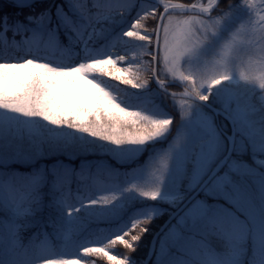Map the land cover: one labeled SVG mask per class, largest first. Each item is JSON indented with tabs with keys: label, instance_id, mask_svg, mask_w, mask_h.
Listing matches in <instances>:
<instances>
[{
	"label": "rangeland",
	"instance_id": "rangeland-1",
	"mask_svg": "<svg viewBox=\"0 0 264 264\" xmlns=\"http://www.w3.org/2000/svg\"><path fill=\"white\" fill-rule=\"evenodd\" d=\"M210 1L202 0L201 4L206 5ZM69 22L65 20V23ZM92 65L98 64L94 62ZM34 69V66L19 62L0 67V87H15ZM47 69L50 72L48 75L54 79L46 89L49 101L57 95L62 97L67 94L104 99V91L97 80L88 75L90 67L63 72ZM13 70L18 72L15 80L7 75ZM116 72L132 77L145 90L138 109L131 115L132 133L122 135L125 137L122 142L114 137L107 146L96 150L97 156L79 160L77 164L68 159H57L52 163L44 160L46 155L40 146V142L45 140L44 133L35 120L30 95L17 101H0V166L19 164L35 167V172L25 176L37 181L34 185L29 183L30 187L22 191L15 183L17 174L5 177L0 173V240L10 231L15 233L20 244L30 237L24 218L37 215L35 208L43 201L39 188L49 181L50 171L60 169L63 176L76 174L78 179H85L84 190L73 191L75 200L89 207L85 209L86 217L109 221L123 216L130 207V197L137 194L167 204L170 208L165 211L168 215L172 214L208 177L198 181L194 179L196 155L202 149L210 148L211 154L217 157L216 163L226 155L229 143L220 128L229 135L231 130L225 120L218 121L212 112L195 102L165 96L155 87L152 74L150 78L145 68ZM158 74L163 80L174 82L218 104L233 117L236 146L228 171L233 173L239 200L230 204L219 198L211 183L161 235L153 259L157 264H190L193 259L201 264H224L204 246L206 230L215 227L217 230L224 229L226 234L230 224L233 233L230 235L226 264H235L246 251L244 242H249L251 246L250 242L257 236L264 235V119L255 116L254 99L228 83L245 81L258 91L264 87V0H240L210 17L185 16L178 12L169 14L163 25ZM36 88V84L32 85L35 95ZM149 88L153 89L151 93ZM237 109L241 110L238 117L235 114ZM176 118L178 126L174 128ZM73 133L53 132L47 140H52L55 146L63 143L61 146L65 144L69 147L76 140L84 141V134ZM87 151L92 152V149ZM144 154L146 160L141 163ZM71 155L67 157L75 160ZM79 163L84 164L86 174L81 175L74 168ZM135 163L137 166L129 169V173L117 170L120 165ZM19 176L25 178L21 174ZM10 180L13 181L11 184ZM131 186H136L138 190L131 189ZM198 202L213 211H225L210 224L193 223L186 213ZM51 203L54 209L59 208L57 218L63 222L59 229L47 228L49 224L39 225L34 264H96L87 262L81 253L86 248L102 246L98 236L80 243L78 249L81 251L73 252L69 260L60 257L59 249L64 248L72 238L74 225L80 219L72 212H64L74 209L75 205L63 198ZM38 210H41L39 206ZM111 211L118 214L105 217V213ZM160 213L159 209H148L143 216ZM182 217L185 218L183 225L180 224ZM174 228L179 238L168 241L166 248L162 249V242ZM139 240L138 235L127 240L128 249ZM2 255L3 248L0 246ZM110 261L112 264H144L145 259L139 262L126 252L110 256Z\"/></svg>",
	"mask_w": 264,
	"mask_h": 264
},
{
	"label": "trees",
	"instance_id": "trees-1",
	"mask_svg": "<svg viewBox=\"0 0 264 264\" xmlns=\"http://www.w3.org/2000/svg\"><path fill=\"white\" fill-rule=\"evenodd\" d=\"M176 1L191 4L197 0ZM239 1L221 0L215 14ZM161 11L160 6L143 0H38L27 6L0 0V67L17 62L35 67L15 87H0V101L11 102L20 97L31 96L35 120L44 133L45 140L40 142V146L46 155L45 161L52 163L57 159H68L77 164L79 160L97 156L96 150L107 146L114 137L122 142L125 139L123 136L132 133L131 115L138 109L145 90L132 77L119 75L116 71L145 68L151 78L154 39ZM66 19L70 22L65 23ZM94 62L98 65H92ZM83 66L90 67L88 75L97 80L104 91L105 97L102 101L76 94L62 97L57 95L50 101L47 99V85L54 80L48 75L50 72L47 68L63 72ZM35 84L36 95L31 90ZM228 85L244 91L254 99L255 116L264 119V87L258 91L245 81L231 82ZM152 91V88L148 89V92ZM173 114L176 115L175 112ZM262 125L264 127V120ZM177 126L176 118L174 128ZM53 132H74L75 135L82 133L85 139L83 142L76 140L71 147L65 144L61 146L63 143L55 146L52 140H47ZM90 148L94 153H87ZM67 155L74 156L75 160L69 159ZM144 160L145 154L141 163ZM135 166L137 163L119 166L117 170L126 173ZM34 168L19 164L0 166V173L5 177L17 174L16 181L17 178L22 179L20 174L25 176L35 172ZM74 168L81 175L87 172L82 163ZM63 175L60 169L50 171L49 181L39 188L43 196L41 205H38L41 210L37 206L36 216L23 217L30 237L24 239L21 246L28 249L32 259H35V243L38 240L36 232L39 225L49 224L46 227L52 229H58L62 225V219L57 218L60 210L54 209L51 201L63 198L75 205L74 209L64 212H72L80 221L74 225L72 239L64 248L59 249L61 258L69 260L73 252L81 251L78 249L80 243L89 237L98 236L103 245L99 248H86L81 253L87 262L112 264L110 256L126 252L139 262L144 260L154 234L169 216L165 210L170 207L165 203L152 201L147 195L142 197L137 194L130 197V207L118 219L103 221L95 217L88 218L85 209L89 207L76 201L73 195V191L84 190L86 180L78 179L76 174ZM26 178L25 176L24 179ZM16 185L22 191L30 187L29 183ZM133 188L138 190L136 186H131ZM148 209H159L161 213L156 216H143ZM105 214V217H113L118 212ZM231 228L232 225L229 224L227 235L224 229L217 230L212 227L206 230L204 246L224 264L227 263ZM136 235L140 240L134 241L132 248L128 249L126 241ZM251 249V246L246 247L243 257L235 264H249ZM150 264L157 262L153 259Z\"/></svg>",
	"mask_w": 264,
	"mask_h": 264
},
{
	"label": "snow or ice",
	"instance_id": "snow-or-ice-1",
	"mask_svg": "<svg viewBox=\"0 0 264 264\" xmlns=\"http://www.w3.org/2000/svg\"><path fill=\"white\" fill-rule=\"evenodd\" d=\"M8 78L15 80L18 78V72L13 70L9 72ZM215 87V85H213ZM241 110H235V114L238 117ZM199 123V122H198ZM203 127V124L200 123ZM217 157L211 154L210 148L208 150L202 149V151L196 155L194 161L193 177L197 181L204 176H208L212 182V188L219 194V198L226 200L228 203L233 204L239 200V195L236 192L235 181L232 176L233 173L228 171V165L226 167L225 161L216 163ZM213 165H215L213 167ZM13 181L10 180L11 184ZM16 183H30L35 184L37 181L35 178L19 179L17 178ZM225 210L205 208L199 202L186 213V217L190 218L193 223H212L217 217L221 215ZM185 223V218H181L180 224ZM179 238V233L174 228L172 229L162 242L161 248H166L168 241H175ZM0 246L3 248V255L0 256V264H34V261L29 253L28 249L22 248L20 242L16 238L14 232H9L8 235L0 240ZM249 264H264V235L257 236L253 241V247L251 254L248 257Z\"/></svg>",
	"mask_w": 264,
	"mask_h": 264
},
{
	"label": "water",
	"instance_id": "water-1",
	"mask_svg": "<svg viewBox=\"0 0 264 264\" xmlns=\"http://www.w3.org/2000/svg\"><path fill=\"white\" fill-rule=\"evenodd\" d=\"M20 4H24L25 1L23 0H15ZM33 0H29L28 2H32ZM156 4L162 5L164 7L157 26L156 31V37L154 42V59H153V82L155 86L163 93L178 97V98H184L189 101H193L197 104L202 105L203 107L210 110L218 120L220 117L226 119L228 123L231 126V134H227L226 132L222 131V133L226 136L229 143V149L226 155L220 160L225 161L226 166L228 165L230 159L232 158L234 152H235V143H236V129H235V122L233 118L224 111L221 108L215 107L211 103H209L206 99L202 98L201 96L195 94L193 91L189 89H184L181 92H174L167 89V85H170L171 83H167L165 81H162L158 78V60H159V54H160V43H161V36L163 31V25L165 22L166 17L173 12H179V13H187L192 15H199L203 17H210L215 9L218 7L221 0H213L207 5H201L197 3L192 4H184L179 1H172V0H149ZM219 161V162H220ZM218 162V163H219ZM211 183V180H209V177L205 179V181L200 185V187L175 211L173 212L170 217L165 221V223L162 225V227L158 230V232L154 235L151 245L147 254V257L144 261V264H149L154 252L156 250L157 242L160 237V235L177 219V217L199 196L203 193V191L208 187V185Z\"/></svg>",
	"mask_w": 264,
	"mask_h": 264
},
{
	"label": "clouds",
	"instance_id": "clouds-1",
	"mask_svg": "<svg viewBox=\"0 0 264 264\" xmlns=\"http://www.w3.org/2000/svg\"><path fill=\"white\" fill-rule=\"evenodd\" d=\"M190 264H199V262L196 261L195 259H193V260L190 261Z\"/></svg>",
	"mask_w": 264,
	"mask_h": 264
}]
</instances>
